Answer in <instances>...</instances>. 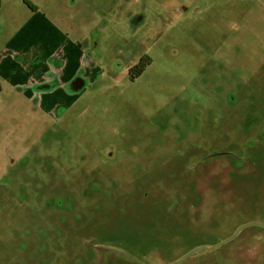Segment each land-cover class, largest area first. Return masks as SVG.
Instances as JSON below:
<instances>
[{
    "label": "rangeland",
    "instance_id": "obj_1",
    "mask_svg": "<svg viewBox=\"0 0 264 264\" xmlns=\"http://www.w3.org/2000/svg\"><path fill=\"white\" fill-rule=\"evenodd\" d=\"M28 1L0 0V58L55 82L40 109L0 76V264H174L264 225V0ZM180 264H264V228Z\"/></svg>",
    "mask_w": 264,
    "mask_h": 264
},
{
    "label": "crops",
    "instance_id": "obj_2",
    "mask_svg": "<svg viewBox=\"0 0 264 264\" xmlns=\"http://www.w3.org/2000/svg\"><path fill=\"white\" fill-rule=\"evenodd\" d=\"M27 1V2H26ZM24 3L28 6L29 11L32 13V15L36 16L40 14L39 8L33 4L31 1L29 2L28 0H24ZM141 14V13H139ZM144 15L140 18V21H142L144 18ZM47 23V25L51 28H54L57 26V24L48 16L45 15V18L42 22ZM40 32L39 29H32L29 34H33V36H36ZM28 34V35H29ZM24 40H26L24 38ZM23 40V41H24ZM22 41V42H23ZM45 52L43 54L37 53L38 56H41L42 60H44V64L46 68L53 69L52 64H50L51 60H55V57L57 55L56 53V47H53V45L46 43L45 44ZM35 50H32L31 55H32V60L35 58L34 54ZM61 55V54H59ZM57 55V56H59ZM4 58H0V76H3L6 80L10 81L13 86L16 85H24L27 84L28 82V92L33 95V101L32 104L39 106L40 109L44 108L48 98L51 96L50 93L53 90V83L55 81H51L50 76L45 73L46 71H43L38 75L36 79H29L27 78L26 74L23 72V78H22V83L16 82L15 81V74L17 73L16 69L20 67V65L17 62V58L19 57L15 53H11L7 51L6 53L3 54ZM67 53L65 54V57L63 59V64L62 67H59V69L55 68L54 72H57L58 76H61L60 79H62V83H57L58 88L61 89V87L64 88L65 92H69V86L71 83L78 77H83V71L82 68L84 66V63L86 62V59L84 57H79L77 60L75 66L68 71L65 69V66L68 65L69 59L66 60ZM15 64L18 65V67L15 68V70L12 72L11 70V65ZM81 68V69H80ZM63 69V70H62ZM80 69V70H78ZM78 70V72H77ZM92 78V77H91ZM91 78L87 79L88 86L91 85ZM55 115V114H54Z\"/></svg>",
    "mask_w": 264,
    "mask_h": 264
},
{
    "label": "water",
    "instance_id": "obj_3",
    "mask_svg": "<svg viewBox=\"0 0 264 264\" xmlns=\"http://www.w3.org/2000/svg\"><path fill=\"white\" fill-rule=\"evenodd\" d=\"M221 155L223 156V155H226V154H221ZM249 227H261V228H264V225H262V224H258V223H249V224H245V225L239 227L238 230L236 231V233H235L231 238H229L228 240H226V241H224V242L220 243L219 245H216V246H214V247H212V248L203 247V248L196 249L195 251L189 253V254H188L187 256H185L183 259H181L180 261H178V262H176V263H174V264H180V263H181L183 260H185L186 258H188V257H190V256H192V255H194V254H196V253H198V252H200V251H213V250H215V249L221 247L222 245L229 243V242L232 241L234 238H236V237H237V236H238V235H239L244 229L249 228Z\"/></svg>",
    "mask_w": 264,
    "mask_h": 264
},
{
    "label": "flooded vegetation",
    "instance_id": "obj_4",
    "mask_svg": "<svg viewBox=\"0 0 264 264\" xmlns=\"http://www.w3.org/2000/svg\"><path fill=\"white\" fill-rule=\"evenodd\" d=\"M143 16V14H140L139 15V17L138 16H136L135 18H138L137 20L140 22V18ZM139 63H141V61H139L137 64H136V66H138V64ZM142 63H143V60H142ZM76 79H78V80H74L72 83H73V88H72V90H81L80 88H81V86H82V84H81V80H80V77H78V78H76ZM85 88H86V85H85ZM74 92V91H73ZM221 154H225V153H219V154H215V155H210V157L209 158H212V157H214V156H222ZM228 154H226V155H223V156H227ZM232 237V236H231ZM230 237V238H231ZM229 239V238H228ZM227 239V240H228ZM224 241H226V240H224ZM224 241H222V242H224ZM221 242V243H222ZM219 245V244H218ZM225 245V244H224ZM223 246V245H222Z\"/></svg>",
    "mask_w": 264,
    "mask_h": 264
},
{
    "label": "trees",
    "instance_id": "obj_5",
    "mask_svg": "<svg viewBox=\"0 0 264 264\" xmlns=\"http://www.w3.org/2000/svg\"><path fill=\"white\" fill-rule=\"evenodd\" d=\"M27 2V1H26ZM137 69L141 70V72H143L144 70V63H142V60H141V63L138 64V66H136ZM75 80H78V79H75ZM82 86L80 89H82V87L85 86V84L82 83V81H80ZM69 88V92H73L72 88H73V83H71V85L68 87Z\"/></svg>",
    "mask_w": 264,
    "mask_h": 264
}]
</instances>
